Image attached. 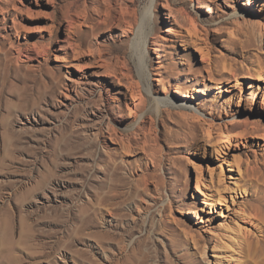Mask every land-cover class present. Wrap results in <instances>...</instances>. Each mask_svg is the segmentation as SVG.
I'll use <instances>...</instances> for the list:
<instances>
[{
  "label": "rangeland",
  "instance_id": "374dc122",
  "mask_svg": "<svg viewBox=\"0 0 264 264\" xmlns=\"http://www.w3.org/2000/svg\"><path fill=\"white\" fill-rule=\"evenodd\" d=\"M105 1L0 0V264H264V0H158L136 117L97 54L139 80L152 0Z\"/></svg>",
  "mask_w": 264,
  "mask_h": 264
},
{
  "label": "bare ground",
  "instance_id": "6f19581e",
  "mask_svg": "<svg viewBox=\"0 0 264 264\" xmlns=\"http://www.w3.org/2000/svg\"><path fill=\"white\" fill-rule=\"evenodd\" d=\"M157 1L158 0H152L150 5L147 8H145L143 10V12L140 14V17H139L138 12H137V10L135 8L134 9H130L126 4H123V2H121V1H119V3H118L119 9L118 8L116 9L117 13H116V17L115 18L117 19V22H118L117 26L121 25L123 27L124 31H129V32H132L133 29L137 28V35H136L135 42L133 44V48H134V52H135V54H136V56L138 58L137 68H138V75H139L138 78H139V80H135L133 78V75L131 74L132 72H130L129 68L127 67L126 62H123V61L121 62L120 61L119 69L115 70L113 68L112 64L107 61V59L102 54V52L98 51L99 53L97 54V58H98V60H99V62L101 64V65L99 64L100 67H101L99 69L103 68L104 72L107 74V75L105 74L106 77H109L111 79V77L117 78V75H119L120 78H123V79L126 80V82L128 84L127 87H126L127 88V96L129 95V98L131 100H133V102L130 103L131 105H127V110H128V113L130 114L129 117H131L133 115H134V117L137 116V114H138L137 113V111H138L137 110L138 109L137 105L138 104H136V103L137 102H142L143 99H144L143 98L142 88H143V83H144V81L146 79L145 78V75H146L145 71L147 70L146 69V63H145L146 53H145V51L143 49L144 48V44H145V28H147V26L150 25L151 21L152 22L154 21L155 12H156V8H157V6H156V2ZM105 2H106V4H105V7L103 9L104 10L103 21L107 22L108 19H113L112 11H114L115 9L111 5L110 0H106ZM176 6L177 5H175V2H171L170 0H164L163 8L166 11V15H167L166 17L172 19L171 22H173L172 24L174 26L181 27V28L185 29L186 32H187V35H185V34L182 33L181 30H179V31L176 32L175 37L176 38H181V39L185 38L187 40L188 36L197 35L191 29L183 27L184 25H186L188 23L193 24V22H190L192 20H190V18L186 17L183 9H181L179 7L177 9V8H175ZM83 17H85V14H83L82 16L81 15L77 16L75 19H72L71 24H73L75 26L77 24H81V20H82ZM194 26H195V24H194ZM71 27L75 28L73 26H71ZM167 31L170 32V29H168ZM153 45H156V41H153ZM37 51H39V50H37ZM152 52H154V50H152ZM22 57H24V56H22ZM157 58H158V56H157ZM117 79H118V82H119V80H121L119 78H117ZM81 83H83V82H81ZM94 90H95V88L90 87L89 88V93L92 94L94 92ZM96 105H98V110L97 111L87 112V109H86V112L88 114L84 112L85 113V117L87 116L86 120L88 122H90V124L88 123L89 124L88 125L87 123H85L83 126H84L85 129H87L91 133H92V131L95 133L96 130L101 129L102 127H104V125H105V127H108V129H109L108 119L106 118L107 116L105 117L103 115V113H102V110H103V108H102V106H103L102 105V100H98L96 102ZM89 108H91V107H89ZM198 121H199V119H198ZM263 222H264V219H263ZM255 223H257V222H255ZM258 228L260 229L259 231L261 232L262 236L260 237V239L256 240L254 243H250L249 244V249H250V251L252 250V251H255V252H263L264 251V225H262V227H258Z\"/></svg>",
  "mask_w": 264,
  "mask_h": 264
}]
</instances>
